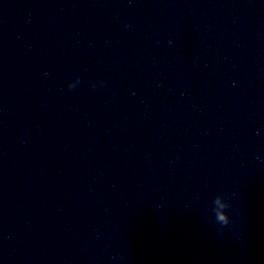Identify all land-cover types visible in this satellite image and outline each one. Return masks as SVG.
Returning <instances> with one entry per match:
<instances>
[{
	"label": "clouds",
	"instance_id": "1",
	"mask_svg": "<svg viewBox=\"0 0 264 264\" xmlns=\"http://www.w3.org/2000/svg\"><path fill=\"white\" fill-rule=\"evenodd\" d=\"M218 219L220 220V221H222L225 225H227L228 224V220L226 219V217L225 216H223V215H220L219 217H218Z\"/></svg>",
	"mask_w": 264,
	"mask_h": 264
}]
</instances>
